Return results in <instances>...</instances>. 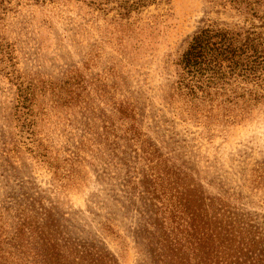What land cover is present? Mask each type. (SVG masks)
Wrapping results in <instances>:
<instances>
[{
    "label": "rangeland",
    "instance_id": "1",
    "mask_svg": "<svg viewBox=\"0 0 264 264\" xmlns=\"http://www.w3.org/2000/svg\"><path fill=\"white\" fill-rule=\"evenodd\" d=\"M9 2L0 10L2 241L17 217L46 209L60 231L115 264H172L147 225L168 216L177 187L162 173L172 165L205 206L243 215L244 229L264 236V85L239 83L230 103L193 104L173 85L198 28L264 33V0H141L126 16L121 0ZM20 84L35 85L28 110L17 106Z\"/></svg>",
    "mask_w": 264,
    "mask_h": 264
},
{
    "label": "trees",
    "instance_id": "2",
    "mask_svg": "<svg viewBox=\"0 0 264 264\" xmlns=\"http://www.w3.org/2000/svg\"><path fill=\"white\" fill-rule=\"evenodd\" d=\"M5 2L10 3L9 0H0L1 11L6 10ZM230 2L251 6L248 0ZM142 6L141 0H121L118 8L122 13L119 15L126 16ZM251 15L254 16L255 12L252 11ZM175 65L174 89L186 102L212 103L219 96L230 103L239 83L264 85V33L253 28L204 23L190 36ZM34 94L35 85H18L17 106L28 110L25 105L31 103ZM262 96L250 93L248 100L258 102ZM119 107L117 112L125 115L129 105ZM165 169L162 174L166 183L170 185L172 178L170 181L177 189L175 194L169 195L168 216L161 217L158 224L156 220L147 224L154 228L149 233V241H156L167 253H159V256L169 258L172 264H264V236L252 235L251 230H245L243 215L240 217L228 212L226 216L225 212L219 213L220 209L211 210L212 205H204L201 193L180 183L181 177H187L185 173L174 165ZM162 190L167 189L162 187ZM162 194L164 196L165 192ZM155 200L160 202L157 198ZM31 212L34 213V221L26 222L27 217H17V227L9 240L4 242L0 239V264H115L111 255L94 242L72 239L68 237L69 233L60 231L50 211L40 209L38 213L31 209ZM167 219L170 223L164 226ZM181 225L185 227L183 231L178 228ZM170 227L177 234H186L185 239L181 241L174 237L177 234ZM169 238L172 240L168 241ZM182 242L189 247L185 248Z\"/></svg>",
    "mask_w": 264,
    "mask_h": 264
}]
</instances>
